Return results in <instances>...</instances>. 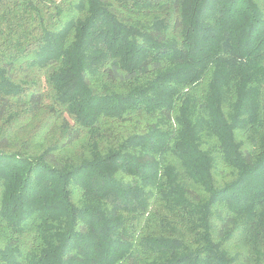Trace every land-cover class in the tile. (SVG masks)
<instances>
[{"label": "trees", "instance_id": "1", "mask_svg": "<svg viewBox=\"0 0 264 264\" xmlns=\"http://www.w3.org/2000/svg\"><path fill=\"white\" fill-rule=\"evenodd\" d=\"M0 264H264V0H0Z\"/></svg>", "mask_w": 264, "mask_h": 264}, {"label": "rangeland", "instance_id": "2", "mask_svg": "<svg viewBox=\"0 0 264 264\" xmlns=\"http://www.w3.org/2000/svg\"><path fill=\"white\" fill-rule=\"evenodd\" d=\"M238 238H239V235H238ZM245 244V242L244 243H242L241 245H244ZM242 247L241 246H239V245H236V250H240ZM250 255H251V257H253V258H256V255L254 254V253H250Z\"/></svg>", "mask_w": 264, "mask_h": 264}]
</instances>
